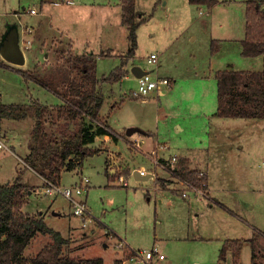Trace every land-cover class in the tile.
<instances>
[{
	"label": "rangeland",
	"instance_id": "rangeland-1",
	"mask_svg": "<svg viewBox=\"0 0 264 264\" xmlns=\"http://www.w3.org/2000/svg\"><path fill=\"white\" fill-rule=\"evenodd\" d=\"M157 1L138 0L139 9L145 15H153L137 31L134 63L150 71L152 78L169 77L172 84L163 86L164 94L153 91L144 102L131 95V91L137 89V78L128 69L127 79L104 81L100 85L105 97L100 118L106 119L123 137L130 126L149 128L152 132L158 126V142L170 145L161 153L167 158L181 154L182 147L186 150L188 146H196L197 152L202 150V153L210 148L214 159L210 197L183 198L179 194L181 184L174 178V173L155 168L153 159L146 154V149L153 146L151 136L133 135L145 139L140 149L130 146L123 138L118 143L108 142L109 145L100 139L92 148L103 153L88 156L80 168L65 172L61 181L70 185L81 175L90 179L89 189L83 196L93 216L82 228L80 217L71 213L69 200L61 194L39 191L46 186L43 178L21 159L26 156L35 121L33 117L0 120L1 137H5L4 142L10 148H15L14 152L0 150V182L14 181L22 172V181L29 188V202L24 210H36L38 206L50 211L60 210L61 215L52 216L51 212L45 221L66 235L75 256H102L105 264H115L121 252L107 233L108 242L112 243L107 250L101 229L89 239L81 238V232L100 223L105 231L114 232L115 241L121 238L136 249L157 246L167 258L156 264H218L226 240L250 238H254L257 247L256 262L264 263V126L230 124L234 121L230 119H225L226 123L222 125L217 123L222 120L210 116L217 105L218 92L213 69L221 68L228 56L224 49L222 52L218 49L219 42H213V39L234 37L240 18L242 22L243 5L225 3L215 6L209 14H201V8L189 0H163L162 4ZM40 3L38 0H0V23L5 24L7 20L15 23V10L26 11L31 6L38 9ZM33 18L38 15L24 16L25 21H34ZM54 38L52 35L46 37L48 48L42 51V60L34 66L41 73L58 69L69 56L67 42L58 38L51 40ZM109 46L116 53L129 51L126 27L116 30V39ZM34 51L33 57L38 58L40 52ZM151 53L158 55L157 63L147 61ZM117 57H100L98 74L101 78L121 64ZM20 69L21 65L9 66L0 52V106L29 104L33 99L51 104L61 102L53 92L25 78ZM181 123L184 129L177 128ZM47 129L55 130V124L49 121ZM13 131L17 134L13 135ZM205 131L212 135L211 145H207ZM203 145H207L205 149ZM130 167L156 170L158 175L154 180L157 185L153 179L137 181ZM111 168H117L111 173L117 178L108 180L106 170L110 173ZM197 169L208 175L207 167ZM121 175L128 186L123 185ZM158 186L170 191L162 192ZM70 225L77 230L70 232ZM49 240L47 235H37L26 249V255H35ZM252 253V241L248 240L242 248L240 263L251 264ZM233 263L234 259L228 257L226 264Z\"/></svg>",
	"mask_w": 264,
	"mask_h": 264
},
{
	"label": "trees",
	"instance_id": "trees-1",
	"mask_svg": "<svg viewBox=\"0 0 264 264\" xmlns=\"http://www.w3.org/2000/svg\"><path fill=\"white\" fill-rule=\"evenodd\" d=\"M189 1L209 8L219 2ZM148 19L138 18L136 0L123 1L122 22L129 29L130 48L121 64L102 79L97 77V56L91 53H70L64 61L66 66H59L51 74L20 69L25 78L35 80L63 100L62 104L51 106L42 104L39 99H33L29 104L0 106L1 117L35 119L28 142L30 152L25 159L31 169L46 179V186L47 181L60 185L64 170L81 166L86 157L98 153L99 149L90 147L98 136L110 135L117 139V132L100 118L105 99L100 85L102 81H116L126 73L123 67L136 54L138 28ZM242 46L244 56L262 55L264 59V0H246V33ZM216 78V115L264 118V65L260 71L219 70ZM49 121L55 124V130L48 131ZM174 171L196 184H201L204 178L197 170H190L185 159H179ZM28 194L29 188L22 181L21 173L14 181L0 182V264H104V258L100 256L72 255L70 241L50 227L43 215L25 212L23 208L28 203ZM39 234L47 235L50 240L35 255H26V249ZM248 240L252 241V264H264L255 260L257 247L254 238L226 240L220 258H226L231 250L234 263L239 264L241 249Z\"/></svg>",
	"mask_w": 264,
	"mask_h": 264
},
{
	"label": "crops",
	"instance_id": "crops-1",
	"mask_svg": "<svg viewBox=\"0 0 264 264\" xmlns=\"http://www.w3.org/2000/svg\"><path fill=\"white\" fill-rule=\"evenodd\" d=\"M38 1L41 2L39 4L38 9L33 8V6H31L32 8L29 7V9L26 11L15 10L13 13V16L16 18L15 23L9 22V20H7V23H5V24L3 21L0 23V52H1V46H2L5 38L7 37L9 31L13 28V26H16L18 29V33H19V44H20V47H21V49L24 53V57H25V61L23 64H16V63H12V62L8 61L7 59H5L1 53L3 59H5L8 62L9 66H12V65L13 66H20L21 65L22 69L24 71H31V70L37 71L36 69H34V66L36 63H38L40 60H42V56L44 54V52H42V51L45 50L46 48H48L47 39H46V37L48 35L55 36V38L51 39V40H56L57 38L61 39V40H65L67 42L69 54L71 53L74 55H84V54H90L91 53L94 56H97L96 70H97V77L99 79H102L103 77L108 76L111 72L110 71L109 73L104 74L102 78L99 76V74H98L99 61L102 59L100 57L118 56L117 59H120L121 62H122L123 58L127 57V53H128L127 51L125 53H116L114 48H111V46H109L116 39V30L119 29L120 27H126V29L128 30V35H129L128 26H126L122 22L123 1L124 0H74V3H69V2H67V0H38ZM157 2L162 4L163 0H159ZM165 3H167V2L165 1ZM225 3H232V4L240 3L241 6L243 5V13H242L243 17H242V22H241V18L239 19L240 23H238V32L234 35V37L229 36L227 38L213 39V42L214 41L219 42L218 43L219 44L218 49H220L221 52L224 49L226 51V53L228 54V56L225 57L226 59L224 61H226V62L224 63V65L220 66L221 68L213 69V72L215 73L214 78H215L216 82H217L216 73L219 70L260 71L263 69V65H264V59H263L262 55L244 56L242 54V49H243L242 40L244 39L245 33H246V0H219V2L215 6L222 5ZM193 5H197L201 8V14H204L205 12H207L209 14L213 10V8L215 7V6H213L212 8H209L206 5H198V4H193ZM30 9H36V12H31ZM136 11L138 14V18H148V17H149V19L151 18L150 17L151 13L150 14L147 13L145 15L139 9L138 0H136ZM26 15H28V16L38 15V18H36V19L33 18L34 21H32V20L25 21L24 16H26ZM29 29H31V31H29ZM28 40H30L31 42L28 43ZM128 41L130 43L129 37H128ZM106 47H108V48H106ZM34 50H38L40 52L38 54V58L33 57V53L35 52ZM68 52H67V54H68ZM134 60H135V56L129 60V62L126 66L123 67V69L126 70V73L116 81H122L123 78H126V79L128 78V76H129L128 75V69H131V71H132V67L135 65ZM239 62H240V65H239ZM119 65L120 64H118L117 66H119ZM58 66H66V64L63 63L62 65L59 64ZM54 71H57V69H55ZM193 71H195V69H193ZM51 72H48V73L51 74ZM44 74H46V72ZM71 75L75 76V74H73V73H71ZM134 76L137 78V82H138V77L135 74H134ZM33 81L37 85L43 87L44 89H46V90L48 89V88L42 86L41 84L37 83L35 80H33ZM103 82L104 81H102L101 85H103ZM217 89H218V83H217ZM101 90H102V87H101ZM49 91H51V90H49ZM51 92H53V91H51ZM156 92L159 95V94H164L166 92V90H164L162 88L161 90L156 91ZM54 94L57 95L56 93H54ZM216 100H217V105H216L213 113H211L210 116H213V118L215 117L217 120H219V119L222 120V121L217 122V123L225 125L226 122L224 120L230 119V120H234V121L229 122L230 124H233V123H235V124H238V123L249 124V123H251L254 126L259 125V124L264 126V118H243V117L233 118V117H221V116L216 115V111L218 109V92H217ZM41 103L51 106V105L62 104L63 100L61 99V102L58 104H51L49 102H47V103L41 102ZM4 119H6V118L0 116V120H4ZM7 119H11V118H7ZM102 119H103V122L109 124L106 119H104L103 117H102ZM217 123H215V127L217 126ZM177 128L178 129H184L185 127H184L183 123H181V124L177 125ZM145 129H147V130H145L146 131L145 134H143V133H135V134L144 135V136L146 135L148 137L151 136L153 139V144H152L153 146L148 147V149H152L155 144L159 143L158 142L159 141L158 140L159 139V134H158L159 127L156 126L154 128L155 130L153 132L149 128H145ZM7 130L8 129H6V131ZM210 130H213V129H210ZM12 134L16 135L17 132L13 131ZM121 135H123V134L117 133V136H118L117 139H113L110 135L98 136L96 138L95 142H93V143H95V146H91L92 144H90V147H96V144H97L98 140H100V139L106 141V143L108 144V142H111V141L118 143L120 138H123L124 140L127 141L128 137H130V136L126 135V131H125V135H126L125 137H123ZM162 135H163V133H162ZM205 136L207 137V145H211L212 140H210V138L212 137V135H210L209 132L205 131ZM29 137H30V135H29ZM0 139L5 141V137H1V135H0ZM149 142L150 141L148 140V143ZM5 144L8 146V144L6 142H5ZM166 145H167V143H166ZM207 145H203L202 148L205 149V147ZM8 147H9V149H8L9 151L11 150V152L12 151L14 152L15 148H13V147L10 148V146H8ZM169 147H170V145L166 149L160 150V155L165 157V155H162L161 153L168 150ZM197 148L198 147H196V146H188L187 149L184 150V148L182 147L181 148L182 149L181 154H179V155L175 154V155H178L179 159H185L188 163V167L190 170L196 171V170H198L197 168L207 167V169H208L207 182H208V188L211 192L213 190L211 187V181H210V177L213 174V161H214V159L212 157L213 151L207 147L206 152L202 153V150L197 152V150H196ZM143 149H145V148H143ZM148 149H146V154H149V152H150V151H148ZM0 150H6V149H0ZM29 152H30V150H29L28 143H27V152L25 155L27 156L29 154ZM107 152L110 153V151H107ZM100 153H103V152L100 150L97 154H100ZM26 156H24L21 159L24 161V163L27 165V167H29V165L25 159ZM110 156H111V154H110ZM171 156H173V155H171ZM108 158H110V157H108ZM76 160H78V159L76 158ZM106 163H108L107 158H106ZM108 167H110V166L108 165L107 168ZM158 167L159 166L155 165V168H158ZM78 168H80V166H77L76 168H74L72 170H75ZM135 169H136V167H134L133 169H131V167H130L131 171H135ZM137 169L141 171L142 169H146V168L139 167ZM72 170H64L62 172L61 181H62L64 173L68 172V171L70 172ZM116 170H117V168H111L110 169L111 172L106 173L108 180H112V179L117 178V175H116V177L111 175V173L112 172L115 173ZM146 170H148V169H146ZM147 173H152V176L147 180H150V179L154 180L155 176L158 175L156 170L155 171L154 170H152V171L148 170ZM147 173H145V174H147ZM121 176L124 177V175H121ZM42 178H43L44 182H46V179L44 177H42ZM79 179H77L75 182H77ZM135 179H136V177H135ZM136 180L137 181H147V180H138V179H136ZM8 182H10V181H8ZM89 183H90V179H89ZM154 183H155V185H157L155 180H154ZM61 184H62V182L60 183V185ZM62 185H64V184H62ZM125 186H128V184ZM158 187H159L158 190H160L162 192L163 191H170V190L164 189L160 186H158ZM45 188H46V186L45 187L43 186V188L42 189L40 188L39 191L42 190L45 192ZM159 200L162 201V199H159ZM28 202H29V200H28ZM24 207H26V206H24ZM48 208H50V206ZM23 210H24V208H23ZM24 211L28 212L30 214H36V212L37 213L39 212V214L43 215L44 218L46 217V215H48L51 212H52V214H51L52 216L61 215L60 210H57V209L52 210V211H50V209L45 210L44 208H42V206H38L36 208V210L29 209L28 211H26V210H24ZM71 213H72V211H71ZM197 215H199V213ZM74 216H76V215H74ZM101 226L102 225L100 223L99 224H93L91 227H89L88 230L81 232V236H82L81 238L82 239H84V238L89 239L94 235V233L98 232V230L101 229L104 232L103 235L106 237V241L104 243V246L107 250L112 243L108 242L107 234H106V231L104 230L105 228L103 229ZM83 227L84 226L82 224V228ZM75 229L77 230V228L73 227L72 225L69 226L70 232L71 231L74 232ZM64 237H66V235H64ZM229 240H231V239H229ZM92 247H93V245L91 246V248ZM241 251H242V249H241ZM230 256L233 259V252L231 250H229L227 252L226 258L221 259L219 257L218 264H226L228 257H230ZM80 257H83V256L80 255ZM92 257H97V256H88L86 258H92ZM100 257H102V256H100ZM119 257L120 256H118L115 259V264H117L116 260H119ZM164 260H166V259H164ZM164 260L158 261V262H163ZM104 264H105V260H104ZM233 264H235V263H233ZM239 264H241V263L239 262ZM251 264H252V261H251Z\"/></svg>",
	"mask_w": 264,
	"mask_h": 264
},
{
	"label": "built area",
	"instance_id": "built-area-1",
	"mask_svg": "<svg viewBox=\"0 0 264 264\" xmlns=\"http://www.w3.org/2000/svg\"><path fill=\"white\" fill-rule=\"evenodd\" d=\"M69 3H74V0H67ZM31 12H36V9H30ZM31 31V29H29ZM31 41L28 40V43ZM158 55L156 53H151L147 58V61L152 63H157ZM172 80L169 77H157L152 78L150 71L144 75L138 77L137 89L131 91V95L137 98H141L144 102L148 101L150 94L153 91H159L163 86H170ZM131 139H128L127 142L130 146L136 147L137 149L142 148L145 139L141 136H130ZM167 145L164 143H157L149 152V155L153 159V162L156 166L168 170L174 173V178L178 180L181 184V189L179 194L184 198H189L190 196H196L198 198L210 197L208 182L204 178L207 177V172H199L200 177H204L201 184L193 183L178 174L174 171L175 165L179 161L178 155H173L171 157H163L160 155V150L166 149ZM0 149L8 150L9 147L5 142L0 139ZM172 168V169H171ZM142 174L148 172L146 169L141 170ZM120 180L123 182V185H127V181L123 176H120ZM47 186L45 188L46 194H61L66 197L72 207V212L74 215L80 217L83 226L87 225V221L93 216L92 212L84 198V194L89 189V178L81 175L80 179L70 185H56L50 181H47ZM106 233L113 241L114 246L121 252L119 260L121 264H156L158 261L166 259L164 253H162L157 246H154L150 249H136L131 247L125 240L117 239L115 241L116 235L114 232L109 229L106 230Z\"/></svg>",
	"mask_w": 264,
	"mask_h": 264
},
{
	"label": "water",
	"instance_id": "water-1",
	"mask_svg": "<svg viewBox=\"0 0 264 264\" xmlns=\"http://www.w3.org/2000/svg\"><path fill=\"white\" fill-rule=\"evenodd\" d=\"M1 53L5 59L12 63L16 64H23L25 61L24 53L19 44V33L16 26L9 31L7 37L5 38L2 46H1ZM132 72L137 76L140 77L145 73H148L147 70H144L139 65H134L132 67ZM135 133H143L145 134L146 131L138 126H130L126 129V135L132 136ZM134 176L138 180H147L152 176V173L142 174V172L138 169L134 171Z\"/></svg>",
	"mask_w": 264,
	"mask_h": 264
}]
</instances>
